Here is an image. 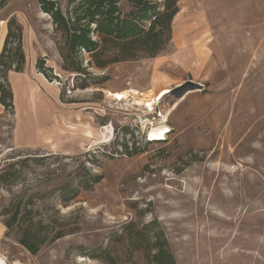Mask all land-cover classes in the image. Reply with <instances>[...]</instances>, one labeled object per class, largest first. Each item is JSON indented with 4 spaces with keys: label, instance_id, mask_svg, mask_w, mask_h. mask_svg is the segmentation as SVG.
Masks as SVG:
<instances>
[{
    "label": "rangeland",
    "instance_id": "obj_1",
    "mask_svg": "<svg viewBox=\"0 0 264 264\" xmlns=\"http://www.w3.org/2000/svg\"><path fill=\"white\" fill-rule=\"evenodd\" d=\"M41 1L68 18L81 0H0V20L7 18L8 48L19 50L22 71L57 89L67 129L56 149L21 150L12 145L14 121L18 139L38 143L43 117L28 118L18 95L14 112L0 114V173L16 176L0 190V219L18 204L24 224L43 225L35 255L16 229H5L0 260L153 264L165 245L174 264H264V0H179L163 51L111 63L106 49L103 68L90 53L67 52ZM119 8L125 16L132 7L123 0ZM189 81L203 88L187 91L165 123L150 116L152 126L134 106L137 96H109L167 89L164 111ZM162 126L165 140H145ZM51 225L69 234L52 241Z\"/></svg>",
    "mask_w": 264,
    "mask_h": 264
},
{
    "label": "trees",
    "instance_id": "obj_2",
    "mask_svg": "<svg viewBox=\"0 0 264 264\" xmlns=\"http://www.w3.org/2000/svg\"><path fill=\"white\" fill-rule=\"evenodd\" d=\"M122 1L81 0L68 11V18L62 15L55 3L41 1L40 4L55 27L64 33L67 52L90 53L95 58L96 67L103 68L106 63L100 61L98 57L106 49L114 54L111 63L130 61L139 57H156L169 41L171 22L178 12L176 4L179 0H165L161 5L149 0H126L132 8L123 16L119 8ZM3 5L4 2H0V9ZM91 35H97L101 41L93 40ZM10 36L8 28L0 53V105L4 112L9 113L14 112V106L7 73L22 72L23 65L19 50L8 48ZM36 66L39 72L47 76L43 61H38ZM15 178L16 176L10 173H0V190L4 185L16 180ZM99 181L100 177L92 178L93 184ZM5 214L9 215L3 222L6 232L16 229L18 243L32 255L37 254L43 244L40 234L42 223L38 221L24 224L25 217L18 218L20 214L18 204H10ZM49 234L51 240L55 241L69 233L51 225ZM139 236L142 237L141 234ZM153 264H174L165 245L158 247L157 253L153 256Z\"/></svg>",
    "mask_w": 264,
    "mask_h": 264
},
{
    "label": "crops",
    "instance_id": "obj_3",
    "mask_svg": "<svg viewBox=\"0 0 264 264\" xmlns=\"http://www.w3.org/2000/svg\"><path fill=\"white\" fill-rule=\"evenodd\" d=\"M7 32V18L1 19L0 53L2 51ZM42 79L36 78V76L31 71L7 73V82L10 85L12 95L13 97L14 95H18L23 99V103L25 104L27 109L26 115L28 116V118L32 119L33 117L37 118V116H42L44 120V126L40 128L41 130L39 131L40 138L38 140V143L30 141L25 142L18 139L16 132L17 125L15 120L12 133V145L14 148L21 150L39 149L42 147L56 149V139H58L64 129H67L65 125L66 123L65 121H63L62 118L64 115L61 111V106L58 107L57 103L59 100V93L57 89L53 87V85L45 83ZM37 97L39 98V100L37 99ZM2 112L3 108L0 105V114H2ZM53 115H58L59 121L58 119H55V121H53ZM47 119L49 122H47ZM4 237L5 227L0 219V242L3 240Z\"/></svg>",
    "mask_w": 264,
    "mask_h": 264
},
{
    "label": "bare ground",
    "instance_id": "obj_4",
    "mask_svg": "<svg viewBox=\"0 0 264 264\" xmlns=\"http://www.w3.org/2000/svg\"><path fill=\"white\" fill-rule=\"evenodd\" d=\"M128 92L130 93V94H132V95H134V96H137V99H136V102H137V104L136 105H138V106H141V105H143L144 103H149V104H151V103H155V98H156V96L157 95H155V96H150V95H145L144 93H140V92H138V91H136V90H134V89H131V91H129V90H122L121 92H117V93H110L109 94V96L110 97H112V99H113V101H115L114 99H116V98H113L114 97V95H116V96H118V98L120 99L119 101H123V100H126L127 98H128ZM194 92V91H193ZM192 92V93H193ZM148 93H151V91L150 92H148ZM191 92H186V93H184L183 92V95H180V94H178V97L176 98V99H174V98H172V99H170V104H168V106H167V109H165L164 110V117H167L168 116V114H170V112H172V110L174 111L177 107H178V105L180 104V102L186 97V96H188L189 94H190ZM191 93V94H192ZM26 95V94H25ZM158 95H160L159 96V98H160V101L161 100H166V99H169L170 97H171V95H172V92H170L169 90H167V89H164V90H162L160 93H158ZM36 97V96H35ZM33 98V97H32ZM34 99V98H33ZM39 99V98H38ZM41 101V100H40ZM20 110V109H19ZM18 111V110H17ZM23 111V110H22ZM154 128V127H153ZM152 128V130L149 132V136L151 137V138H153L152 140L153 141H162V140H164L166 137H164V136H167V133H169V132H167L168 131V128L166 127V126H162V127H160V128H157V129H153ZM87 134H89V133H87ZM162 139V140H161ZM0 264H4L3 262H2V260H0Z\"/></svg>",
    "mask_w": 264,
    "mask_h": 264
},
{
    "label": "built area",
    "instance_id": "obj_5",
    "mask_svg": "<svg viewBox=\"0 0 264 264\" xmlns=\"http://www.w3.org/2000/svg\"><path fill=\"white\" fill-rule=\"evenodd\" d=\"M134 96V95H133ZM159 96L160 95H157L156 96V98H155V103H151V104H149V103H144L143 105H141V106H138V105H136L137 104V102H135L134 103V106H136V107H140V108H142L141 110H142V113L144 112L145 113V118H143V121H144V125H146V126H152V119L151 118H149L150 116H152V115H154V114H156L157 116H158V118L161 120L162 119V123H165L166 122V119H167V117H164L163 115V113H164V111H161L160 110V106H161V104H162V102H163V100H161L160 101V98H159ZM135 97V96H134ZM113 98H116V99H114L115 101L114 102H117V103H120V102H123V101H125V100H123V101H119L120 99L118 98V96H116V95H114V97ZM129 98V97H128ZM127 98V99H128ZM126 99V100H127ZM137 99V98H136ZM112 101H113V99H112ZM136 101V100H135ZM158 113V114H157ZM153 118V117H152ZM151 119V120H150ZM155 129H157V128H155ZM150 132V131H149ZM149 132L145 135V140L147 141V142H150V143H156V142H161V141H153L152 139L153 138H151L150 136H149ZM167 132H169V130L167 131ZM168 134V133H167ZM165 140V139H164ZM163 141V140H162Z\"/></svg>",
    "mask_w": 264,
    "mask_h": 264
},
{
    "label": "water",
    "instance_id": "obj_6",
    "mask_svg": "<svg viewBox=\"0 0 264 264\" xmlns=\"http://www.w3.org/2000/svg\"><path fill=\"white\" fill-rule=\"evenodd\" d=\"M203 87L199 84H195L192 82H186L184 85H181L180 87H178L177 90L181 91V92H187L189 90H201Z\"/></svg>",
    "mask_w": 264,
    "mask_h": 264
}]
</instances>
